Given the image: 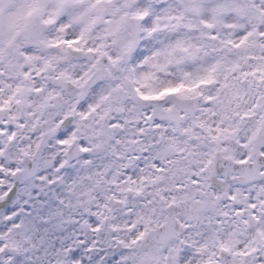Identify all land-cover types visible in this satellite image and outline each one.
Segmentation results:
<instances>
[{
	"label": "snow or ice",
	"instance_id": "1",
	"mask_svg": "<svg viewBox=\"0 0 264 264\" xmlns=\"http://www.w3.org/2000/svg\"><path fill=\"white\" fill-rule=\"evenodd\" d=\"M0 264H264V0H0Z\"/></svg>",
	"mask_w": 264,
	"mask_h": 264
}]
</instances>
